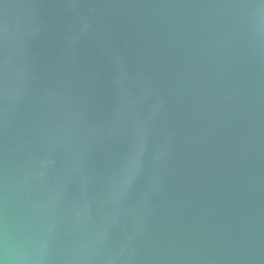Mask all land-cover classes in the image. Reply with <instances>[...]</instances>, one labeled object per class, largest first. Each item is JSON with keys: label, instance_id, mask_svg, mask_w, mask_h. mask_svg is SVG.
Listing matches in <instances>:
<instances>
[{"label": "water", "instance_id": "water-1", "mask_svg": "<svg viewBox=\"0 0 264 264\" xmlns=\"http://www.w3.org/2000/svg\"><path fill=\"white\" fill-rule=\"evenodd\" d=\"M0 264H264V0H0Z\"/></svg>", "mask_w": 264, "mask_h": 264}]
</instances>
